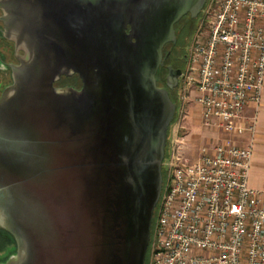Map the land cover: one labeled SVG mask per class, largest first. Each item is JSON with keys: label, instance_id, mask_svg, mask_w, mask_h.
Returning a JSON list of instances; mask_svg holds the SVG:
<instances>
[{"label": "rangeland", "instance_id": "374dc122", "mask_svg": "<svg viewBox=\"0 0 264 264\" xmlns=\"http://www.w3.org/2000/svg\"><path fill=\"white\" fill-rule=\"evenodd\" d=\"M78 2L0 0V96L12 85L0 100V132L12 141L9 148L0 145V183L13 188L18 225L35 243L24 264H100L108 254L93 248L99 241L94 232L100 227L91 220L99 176L89 168L95 147L89 135L95 128L84 88L98 96L104 92L98 83L85 86L78 75L90 55L78 31L83 12ZM201 15L186 31L184 53ZM171 134L172 147L183 137L180 154L188 161L221 137L204 128L194 105L186 102ZM256 153L251 173L264 186L259 162L264 151L256 148ZM5 169L12 179L2 177ZM150 260L149 248L146 264Z\"/></svg>", "mask_w": 264, "mask_h": 264}, {"label": "built area", "instance_id": "2783aa9c", "mask_svg": "<svg viewBox=\"0 0 264 264\" xmlns=\"http://www.w3.org/2000/svg\"><path fill=\"white\" fill-rule=\"evenodd\" d=\"M201 13L181 99L221 137L189 161L176 137L150 264H264V189L250 183L264 92V0H208Z\"/></svg>", "mask_w": 264, "mask_h": 264}, {"label": "water", "instance_id": "95a60500", "mask_svg": "<svg viewBox=\"0 0 264 264\" xmlns=\"http://www.w3.org/2000/svg\"><path fill=\"white\" fill-rule=\"evenodd\" d=\"M207 1L98 0L91 4L79 1L78 6L83 12L78 31L90 55L85 59L86 68L78 69V72L85 86L98 83L97 89L101 88L104 92L98 96L84 88L90 99L87 114L89 117L92 113L93 117L89 123L91 126L94 123L91 128H95L89 135L95 145H92L94 153L91 152L93 160L89 168L93 176H99L96 184L99 190L96 197L97 212L92 213L91 220L100 229L96 228L94 232L99 241L93 243V248L97 254H106L108 251L100 264H146L153 212L161 198L164 182L162 166H165L166 161L163 159L167 129L176 111V104L168 90L158 86L157 72L163 61L165 43L176 41V22L188 13L197 17ZM131 10L136 11L137 19L132 18ZM130 18L136 25L127 32ZM174 71L181 72L180 69ZM104 80L106 82L101 83ZM11 86L3 91L0 100ZM146 102L155 120L141 146L143 153L140 164L151 171L149 182L152 198L144 207L139 195V191L145 194L143 179L131 172L123 175L114 160L107 165L105 150L108 142H105V137L112 123L126 131L127 114L134 116ZM11 144L10 137L0 132L1 147L9 148ZM1 175L7 180L13 177L7 169L2 170ZM122 181L131 186L120 185ZM13 204V188L0 183V227L16 242V247L10 249L13 255L0 264H24L26 256L32 254L35 248V243L25 236L18 225L21 224L19 214Z\"/></svg>", "mask_w": 264, "mask_h": 264}, {"label": "flooded vegetation", "instance_id": "af4514ba", "mask_svg": "<svg viewBox=\"0 0 264 264\" xmlns=\"http://www.w3.org/2000/svg\"><path fill=\"white\" fill-rule=\"evenodd\" d=\"M78 1H88L89 4L97 3L98 0H78ZM79 3V2H78ZM97 8V6H96ZM132 18L137 19V13L134 10H131ZM199 16V15H198ZM197 16V17H198ZM196 17H192L189 13L184 15L178 22L175 24L176 30V41L170 40L165 43L163 47V61L160 65L157 72V83L161 88H166L170 95L172 101L176 104V111L174 114V118L170 122L167 129V141L165 147L164 161L170 154V142H171V133L173 130L174 124L177 122L183 106V100L181 99V93L183 90V81L187 63V48L186 53H184V38H186V31L189 29L191 23L194 21ZM186 19V20H185ZM135 22L133 19H129L127 21V32L132 30V27L135 26ZM190 45V44H189ZM180 69L181 72L177 73L174 70ZM171 71V73H170ZM79 75L81 83L85 85L84 79ZM73 87V86H72ZM75 87V86H74ZM1 97V96H0ZM158 108V107H157ZM130 112V111H129ZM126 116V115H125ZM151 112V108H148V102L145 103L144 107L141 110H138L134 113V116L129 113L126 116V131H122L123 128H117V125L112 123L110 124L107 133L108 135L105 137L108 148L105 150V157L107 165H110L111 160L116 162V167H118L123 175L126 173H133L135 176H140L143 179L142 185L145 188V194H142L139 191V195H141L142 201L145 203H150L152 198L151 195V184L149 182V178L151 177V171L146 167L140 164V157L143 151H141V146L145 138L150 134V130L152 129V121L155 120V117ZM116 116V119L117 120ZM119 120H122L119 118ZM154 122V121H153ZM102 167V166H101ZM111 167V166H110ZM162 171L164 173V165L162 166ZM108 181L106 182V185ZM120 185L131 186L130 184L122 181ZM107 188V186H105ZM140 186H138L139 189ZM159 202L154 208L153 212V221L155 219V214L157 210ZM142 213V210L141 212ZM153 227V226H152ZM12 243V244H11ZM11 246H10V245ZM4 251H0V263L6 262L11 255L10 249L16 247V242L10 241ZM13 245V246H12ZM9 246V247H8ZM149 250V247H148ZM147 250V253H148ZM5 253V254H4Z\"/></svg>", "mask_w": 264, "mask_h": 264}, {"label": "crops", "instance_id": "0c3cea01", "mask_svg": "<svg viewBox=\"0 0 264 264\" xmlns=\"http://www.w3.org/2000/svg\"><path fill=\"white\" fill-rule=\"evenodd\" d=\"M256 148H259L260 151H264V92H263L262 103H261V105L259 107V110H258V133H257L255 149ZM256 155H257V153L253 156V161H254L253 164H257L256 162H257L258 156H256ZM259 162H260V164L264 163V157L263 156H261L259 158ZM258 180H260V179L258 178V176H256L254 171H252V173H250V183H251V185L253 187H255V188H259L260 187V188L264 189L263 185H261V184L258 185L257 184L256 181H258Z\"/></svg>", "mask_w": 264, "mask_h": 264}, {"label": "trees", "instance_id": "16d2710c", "mask_svg": "<svg viewBox=\"0 0 264 264\" xmlns=\"http://www.w3.org/2000/svg\"><path fill=\"white\" fill-rule=\"evenodd\" d=\"M1 238L3 240H1ZM6 239V241H4ZM11 241V237L9 236V234L2 228L0 227V251L4 250L6 247L4 246H7Z\"/></svg>", "mask_w": 264, "mask_h": 264}, {"label": "bare ground", "instance_id": "6f19581e", "mask_svg": "<svg viewBox=\"0 0 264 264\" xmlns=\"http://www.w3.org/2000/svg\"><path fill=\"white\" fill-rule=\"evenodd\" d=\"M4 29V28H3ZM4 31V30H3ZM4 77V76H3ZM4 239V238H3ZM2 238H1V240H3ZM6 239L7 238H5V240L4 241H6ZM12 244V243H11ZM10 245V244H9ZM11 246V245H10ZM13 246V245H12ZM4 247H6V246H4ZM9 247V246H8ZM4 251V250H3ZM5 254V253H4Z\"/></svg>", "mask_w": 264, "mask_h": 264}]
</instances>
